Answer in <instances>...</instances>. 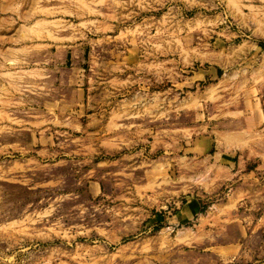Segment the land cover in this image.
I'll return each instance as SVG.
<instances>
[{
  "label": "rangeland",
  "instance_id": "obj_1",
  "mask_svg": "<svg viewBox=\"0 0 264 264\" xmlns=\"http://www.w3.org/2000/svg\"><path fill=\"white\" fill-rule=\"evenodd\" d=\"M263 165L264 0H0V264H264Z\"/></svg>",
  "mask_w": 264,
  "mask_h": 264
},
{
  "label": "crops",
  "instance_id": "obj_2",
  "mask_svg": "<svg viewBox=\"0 0 264 264\" xmlns=\"http://www.w3.org/2000/svg\"><path fill=\"white\" fill-rule=\"evenodd\" d=\"M264 166V165H263ZM184 213L189 216L192 217L194 215H198L197 213V208L194 202H189L187 206H185L184 208Z\"/></svg>",
  "mask_w": 264,
  "mask_h": 264
},
{
  "label": "bare ground",
  "instance_id": "obj_3",
  "mask_svg": "<svg viewBox=\"0 0 264 264\" xmlns=\"http://www.w3.org/2000/svg\"><path fill=\"white\" fill-rule=\"evenodd\" d=\"M198 176V175H197ZM201 178H202V176H200ZM197 178H199V177H197ZM197 178L195 177V179H194V181L197 183V182H199V180L197 181ZM200 179V178H199ZM189 181H191V179L189 180ZM200 181H202V179H200ZM194 182V183H195ZM203 219V216L202 215H200V220H202ZM169 229V228H168ZM168 231V230H167ZM185 232V230H180L179 231V233L178 234H183Z\"/></svg>",
  "mask_w": 264,
  "mask_h": 264
}]
</instances>
